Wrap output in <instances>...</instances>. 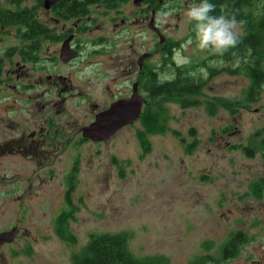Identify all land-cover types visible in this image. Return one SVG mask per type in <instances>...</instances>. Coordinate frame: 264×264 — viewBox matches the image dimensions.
<instances>
[{
	"label": "rangeland",
	"instance_id": "374dc122",
	"mask_svg": "<svg viewBox=\"0 0 264 264\" xmlns=\"http://www.w3.org/2000/svg\"><path fill=\"white\" fill-rule=\"evenodd\" d=\"M24 1L25 5L33 4V0ZM194 2L167 1L154 12L152 24L164 39L180 42L173 53L177 64L208 55L194 42L187 43L190 22L185 12ZM135 10L138 12L131 2L123 4L119 12L96 5L83 20H60L58 27L89 24L86 34L108 38L116 28L119 51L113 53L115 61L121 58L125 66L129 57L135 65L140 53L148 51L150 62L157 68L162 64V42L147 26L150 14L137 23ZM38 12L43 22L54 25L56 19L51 13L42 8ZM164 12L170 15L164 17ZM235 30L238 37L243 34L238 23ZM18 42L13 28L0 27V56ZM10 58L3 57L7 61L1 76L11 78L0 84L8 92L5 103L0 102V141L6 130L12 134L17 130L15 126L8 129V124L15 122L7 118H25L28 124L30 114L38 117L43 111L35 107L34 89L19 93L8 87L20 86L15 75L8 74L19 59ZM98 69L105 68L100 65ZM102 83L89 79L85 85L93 98L100 97ZM247 86L246 77L222 72L211 77L194 97L202 102L213 97L241 100ZM72 102L66 101L67 111L73 114L71 120L82 125L84 108H74ZM162 105L167 110L168 130L145 135L150 145L146 150L136 137L143 129L136 122L107 142L60 145L56 154L42 160L38 155L30 158L0 153V188H5L3 194L0 190V223H19L24 210L21 236L23 232L30 240L36 236L34 243L19 240L13 245L18 257L6 256L0 264H72V254L94 232L127 233L128 248L135 257L157 255L166 257L168 264H192L201 255L217 256L220 247L238 231L247 239L240 254L215 264H264V192L257 197L249 187L253 180L264 179V147L251 144L256 132L260 133L255 141L264 140V85L259 98L239 107L235 114L220 107L210 115L204 103L181 106L167 100ZM33 107L36 109L31 110ZM250 145L255 146L251 155L243 149ZM62 212L70 214L68 228L75 237L74 244L65 243L54 232L55 219Z\"/></svg>",
	"mask_w": 264,
	"mask_h": 264
},
{
	"label": "flooded vegetation",
	"instance_id": "af4514ba",
	"mask_svg": "<svg viewBox=\"0 0 264 264\" xmlns=\"http://www.w3.org/2000/svg\"><path fill=\"white\" fill-rule=\"evenodd\" d=\"M71 1L73 0H58L48 8L44 6V0L38 5L35 4L34 0L33 4L27 5L35 6L33 15L37 19L38 24L42 25L43 28L22 29V32L25 33L31 32V34H33V32H36L34 33L36 37L26 36L19 38V51L12 55L18 57L19 61L16 62L17 67H15V71L11 69L8 74L10 76L15 75V79L20 83V86L17 87L16 85L9 84L8 87L15 91H19V93L21 89L25 91L34 89L36 96L35 107L38 106V109L43 111L38 117L36 116L37 114H30L31 118L28 124H25V118L21 121V118H7L9 122H15L12 125L9 123L8 129L15 126L14 129L17 130L14 131L15 133L13 134L8 133L10 132L8 130L5 131V138L0 141L1 154L8 153L15 156L30 158L38 155L40 160H42V158L48 155L51 157V155L56 154L60 145L71 144L70 146L72 147L80 146L84 143L100 144L109 141L111 137L123 127L133 126L138 122L141 123L146 107L149 113H153L154 111V99L151 95L149 96V90L147 94H144L139 86V75L142 72L147 71L150 81L153 78L155 67L150 62V52L142 51L135 60V65L133 60L127 57L125 66H122L121 58L119 61H115V54H113L117 53L116 50L119 51V48H117L116 28L110 31V37L108 38L104 34L93 36L86 34L90 31V28H88L89 24L87 27L81 24L69 28L65 25L63 27L58 26L60 20H83L86 15H90L92 7L96 5L102 7L106 11L111 10L113 12H119L120 10L122 11L123 4L131 2L136 5L138 9V12H136V10L133 12V14L136 15L134 21L137 23L140 19L141 21H145V17L150 14L147 26L155 32L150 25V21L152 18L154 19V12L156 11L155 0H127L126 2L117 3V5L112 8L106 7L100 3H92L85 7L86 12L84 14L79 16H68L63 13L62 10L67 7L65 3H70ZM23 3L25 4L24 0ZM39 8L51 13L52 17L56 19L54 25L50 26L39 18ZM56 8L60 9V11L55 12ZM157 10H159V8ZM121 22L123 23L124 19H121ZM34 40L37 43L32 46L30 42ZM165 41L166 39L164 42ZM14 46L15 45H13V47ZM160 48L161 47H159V49ZM11 59L13 58L9 60ZM6 61L7 60L3 59L0 64V84L8 83V80L11 78L1 76L3 73V65ZM100 65L105 69H98ZM145 66L146 68H144ZM89 79L99 80V82H101V80L103 81L100 97L96 95L93 98L92 94L89 93L90 90L85 86L88 85ZM18 88H20V90H18ZM54 91V96L50 98ZM135 91L142 97L141 110L137 118L125 125L120 127L117 126L114 132L104 140L97 141L83 136V128L92 124L100 113L109 110L116 102L131 100ZM6 95H8L6 89L0 87V102H3V104L5 103L4 100ZM68 99L73 100L72 106L74 108H84V112L82 113L84 124L78 126L75 120H71L73 114L67 111L66 107V101ZM5 110H8V106ZM109 119L106 122V126H112V123H116L115 125H117V118L113 121H109ZM136 137L138 138L137 135ZM70 174L72 175V172H70ZM69 176L67 177L68 180L71 178ZM0 190L1 194L5 192V188H0ZM64 201L67 202V205L72 206V204L68 203L66 196H64ZM68 210H71V207ZM23 218H26V212L24 210H22L19 215V223H12L6 226H4L5 221H3L4 223L2 222L3 224L0 223L2 224V226H0V233L13 231L12 240L0 242V259H5L6 256H8V258L14 256L18 257V251L13 245L18 244L19 240H29L30 243L35 242L36 236H34L32 240H30L25 232H23L21 236L20 223L23 222ZM25 230L27 231V228H25ZM233 234L234 235L229 237L230 239L233 236L239 235L235 242L234 249L232 251L229 250L227 254L218 261H212L213 264L219 261L221 262V260L234 258L240 254L239 250L247 242V239L241 231ZM220 254L222 256V253L219 252L217 256ZM205 256H208V254L201 255V260L198 262L195 261V263L208 264L207 261H203Z\"/></svg>",
	"mask_w": 264,
	"mask_h": 264
},
{
	"label": "trees",
	"instance_id": "16d2710c",
	"mask_svg": "<svg viewBox=\"0 0 264 264\" xmlns=\"http://www.w3.org/2000/svg\"><path fill=\"white\" fill-rule=\"evenodd\" d=\"M34 1L38 5L42 0ZM126 1L73 0L70 3H65L67 7L62 12L68 16H79L86 12L85 7L88 4L100 3L112 8L117 3ZM167 1L174 0H155L156 10ZM211 2L215 6L212 14L234 18L242 28L243 34L238 37L235 47L229 49L223 56L207 52L208 55L205 57L201 56L197 60L182 64H177L173 60V53L180 42L168 39L160 45L162 64L155 68L152 80H149L147 71L139 75L140 90L144 94H147L149 90V96L153 97L154 105H158L153 113H149L147 110L143 113L141 120L143 129L138 132L139 142L143 150L148 149L150 146L145 135L163 133L168 130L167 110L162 105L167 100L174 101L181 106H198L204 103L206 112L212 115L220 107L225 108L231 114H235L238 112L239 107H247L249 102L256 101L259 98L264 85V0H211ZM34 10L35 6H27L23 3V0L0 1V27L13 28L18 39L26 36L36 37L34 34L36 32H33V34L22 32L24 28L37 29L42 27L33 15ZM59 11L60 9H55V12ZM192 35L193 31L190 23L189 37ZM30 43L33 46L37 42L34 40ZM18 49L19 43L15 44L14 47L7 48L4 51L5 57L10 58L19 51ZM4 55L0 56V64ZM237 59H239V64L234 66ZM222 72L247 78L248 86L244 90L243 99L229 101L221 97H213L202 102L194 97L207 85L211 77ZM259 133L256 132L252 135L251 144L253 142L255 144L261 143V147H264L263 139L255 141ZM243 149L249 155L255 152V146L252 145L245 146ZM249 187L254 196H261V192H264V179L253 180ZM68 214L62 212L58 215L54 231L60 240L67 244H74L75 237L68 228V219L70 218V214L69 217ZM238 236L229 238L220 247L219 253H222V256L220 254L213 257L208 254L203 258V261H218L223 258L229 250L234 249ZM88 237L87 242L81 249L72 254V264H168V259L162 256L135 257L128 248V235L125 232H94L89 233ZM200 260L201 257L195 259L192 264H196L195 261Z\"/></svg>",
	"mask_w": 264,
	"mask_h": 264
},
{
	"label": "clouds",
	"instance_id": "9594fccd",
	"mask_svg": "<svg viewBox=\"0 0 264 264\" xmlns=\"http://www.w3.org/2000/svg\"><path fill=\"white\" fill-rule=\"evenodd\" d=\"M214 7L211 0H195L186 10L185 16L191 23L193 31L187 43L194 42L195 47L201 51L223 56L237 44L236 21L225 15H213ZM162 15L167 17L170 12H164ZM237 64L239 59L235 61L234 66Z\"/></svg>",
	"mask_w": 264,
	"mask_h": 264
},
{
	"label": "water",
	"instance_id": "95a60500",
	"mask_svg": "<svg viewBox=\"0 0 264 264\" xmlns=\"http://www.w3.org/2000/svg\"><path fill=\"white\" fill-rule=\"evenodd\" d=\"M58 0H44V6L46 8L50 7L52 4L57 2ZM153 18L150 21L151 28L155 30V32L159 36V42L164 41V37L161 35L159 30H157L156 27L152 24ZM141 103H142V97L137 94L135 91L134 96L129 101L124 102H116L112 105V107L107 110L106 112L100 113L96 120L90 124L89 126H86L83 128V136L87 138H91L92 140H104L108 138L114 130L117 128V126H122L127 123H129L131 120L137 118L140 114L141 109ZM110 118V119H109ZM117 118L118 123H112V126H106V122L110 120H115ZM13 239V231H7L4 233H0V242L2 241H9Z\"/></svg>",
	"mask_w": 264,
	"mask_h": 264
},
{
	"label": "bare ground",
	"instance_id": "6f19581e",
	"mask_svg": "<svg viewBox=\"0 0 264 264\" xmlns=\"http://www.w3.org/2000/svg\"><path fill=\"white\" fill-rule=\"evenodd\" d=\"M141 110V109H140Z\"/></svg>",
	"mask_w": 264,
	"mask_h": 264
}]
</instances>
